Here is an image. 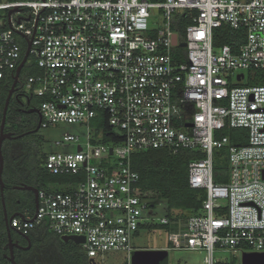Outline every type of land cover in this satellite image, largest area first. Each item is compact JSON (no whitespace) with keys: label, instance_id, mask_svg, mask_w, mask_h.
Returning <instances> with one entry per match:
<instances>
[{"label":"built area","instance_id":"2783aa9c","mask_svg":"<svg viewBox=\"0 0 264 264\" xmlns=\"http://www.w3.org/2000/svg\"><path fill=\"white\" fill-rule=\"evenodd\" d=\"M224 26L241 34L216 45ZM29 41L24 66L32 57L39 71L21 92L41 98L40 127L87 129L55 142L74 151L44 159L50 173L76 181L65 191L39 189L37 210L14 216V230L28 235L47 224L61 237L83 236L93 264H110L104 254L113 250L127 251L132 264V236L154 214L132 155L189 149L200 156L189 163L188 182L205 198L184 219L161 217L172 226L171 248L204 250L205 264L231 262L216 251L264 253V76L242 84L246 71H264V0H2L0 100ZM96 118L103 124L93 129ZM106 125L115 140L100 141ZM227 127L246 129V143L233 144L221 133ZM222 149L227 181L217 182Z\"/></svg>","mask_w":264,"mask_h":264},{"label":"trees","instance_id":"16d2710c","mask_svg":"<svg viewBox=\"0 0 264 264\" xmlns=\"http://www.w3.org/2000/svg\"><path fill=\"white\" fill-rule=\"evenodd\" d=\"M187 23L188 20H184V18L181 19L180 28L182 29ZM240 34V32L228 30L225 26L218 28L215 32L214 43L216 45L231 43L235 35L240 36ZM12 84L13 80L11 79L8 87L3 88L2 98L6 97ZM14 115L11 102L8 108L6 122H9V120L14 122ZM2 118V109H0V129ZM102 124L100 119L97 118L92 121V125L97 128ZM16 130L17 133H20L23 132L24 128L18 127ZM221 133L229 136L233 144L243 145L246 143V129L227 127ZM115 134L116 131L110 125H106L105 134L101 136L100 141H111L115 138ZM24 138L18 140L15 150L11 149V141L6 139L3 142L4 169L2 177L5 183L4 198L7 210L9 207H12L14 212L29 210L33 213L35 211L34 193L29 190H15V186L34 185L39 189H51L50 187L54 186L58 189V185L62 183L67 181L75 182L76 177L71 175L52 174L45 167L32 170V164L36 165L37 161L31 160V149L26 145ZM198 156H200L199 153L189 149L181 150L178 153H171L166 149H149L135 152L132 155V166L139 172L141 177L140 186L142 189L150 192L149 196L153 198L151 201L154 206H156L157 199L166 202V215L172 219H184L198 212L202 206V202L205 198L204 193L200 189L192 188L188 182L189 163ZM45 157L46 155L44 154L43 161ZM226 169V149L217 150L215 159V181H227ZM17 199H20V202H18ZM153 226L157 227V225ZM11 234H18V232L12 230ZM26 236L29 237L31 247L26 255L17 256L19 264H93L86 252L83 251L82 245L73 240H63L59 235L54 233L47 224L36 226ZM8 242L9 235L4 218V205L0 189V264H11V262L4 257V253L7 252ZM15 252L18 253L17 250ZM221 264L232 263L226 262Z\"/></svg>","mask_w":264,"mask_h":264},{"label":"rangeland","instance_id":"374dc122","mask_svg":"<svg viewBox=\"0 0 264 264\" xmlns=\"http://www.w3.org/2000/svg\"><path fill=\"white\" fill-rule=\"evenodd\" d=\"M9 1V0H4ZM8 9L1 11V14L5 16ZM18 40L22 45L26 44L24 37L18 36ZM38 66L33 61L32 57H29L28 63L21 71L20 78L25 82L28 75L38 73ZM246 78L242 84H247L250 77L252 80H257L260 76H264V71H246ZM11 79H9L10 81ZM260 83V82H259ZM40 106L41 98L34 96ZM102 126V125H101ZM100 126V127H101ZM93 129L95 128L92 125ZM87 129L85 123L69 124L66 122H60L48 127H40L37 132L30 134L24 138L26 145L30 148L31 160L37 161L36 165L32 164V170H38V168H44V161L42 160L44 154L47 155L52 151H74L76 147L74 145H66L64 147H57L55 142L63 137L65 132L71 131L82 134ZM36 158V159H35ZM112 162H116L115 156H107ZM39 160V161H38ZM153 199V198H151ZM18 212V211H16ZM9 215H12L14 210L12 207L8 209ZM147 214V212H145ZM167 214L166 202L157 199L156 206H154V214L151 215V220H146L142 223L139 229L132 236V245L137 249H166L168 252L167 264H205L204 259L206 252L204 250H185V249H172L168 240V232L172 229L171 225H164L160 223L162 216ZM148 216V215H147ZM157 225V227L153 226ZM215 257L217 259L228 258L232 264H243L242 256L240 254L235 255L231 252L216 251ZM97 259V264H99ZM104 260L110 264H129L128 253L123 250L108 251L104 254Z\"/></svg>","mask_w":264,"mask_h":264},{"label":"water","instance_id":"95a60500","mask_svg":"<svg viewBox=\"0 0 264 264\" xmlns=\"http://www.w3.org/2000/svg\"><path fill=\"white\" fill-rule=\"evenodd\" d=\"M1 1L2 0H0V2ZM15 10H17V8H12L9 10V13H12ZM183 45H185V43H183ZM29 48H30V41H29L28 49L25 52L24 58H23L22 62L20 63L19 67L17 68V71L14 75V83L8 91V95H7L6 102H5V108H4V112H3L1 129H0V185H1L0 189H1L2 198H3V205H4V218H5V223H6V227H7V231H8V235H9V246H10L9 260L12 262V264H18V263L15 260V254L13 251V248H14V246L17 245V243L14 242L13 238H12L11 231L14 229L10 226V221L14 216H17V215L21 216V212L18 211V212L13 213L12 215H9L8 210L6 208L5 198H4V196H5V193H4L5 183H4L3 177H2L3 169H4L3 142L6 139L11 138L13 136L11 133L5 132L7 110H8L13 92L15 91V86L18 82V78L21 74L22 68H23V66H24V64L28 58ZM39 113H40V111H39ZM40 125H41V120L39 121L34 132H37L39 130ZM29 133H32V131H30ZM23 135L24 134H21V135H18L16 137H20ZM17 188H21L23 190H30L34 193V195H35V209L37 210L38 202H39V199H38L39 188H37L34 185H21V186H17ZM20 234L25 236L22 233H20ZM62 239L65 241L73 240L74 242H76L78 244L83 243L85 241V238L83 236H76V235L63 236ZM167 263H168V252L166 249H162V248H160V249H137L136 251L133 252L132 264H167ZM242 263L243 264H264V253L246 252L243 254Z\"/></svg>","mask_w":264,"mask_h":264},{"label":"flooded vegetation","instance_id":"af4514ba","mask_svg":"<svg viewBox=\"0 0 264 264\" xmlns=\"http://www.w3.org/2000/svg\"><path fill=\"white\" fill-rule=\"evenodd\" d=\"M23 84H24V81L19 76L18 82L15 86V91L13 92V95L10 100V103L12 102V112L13 114H15L14 115L15 118H13L14 122H12L11 120H9V122H6L5 132L11 133L13 135L11 138L7 139L11 141L10 146L12 150H15L17 142L20 138L27 137L28 135L34 133L35 128L37 127L39 121L41 120L40 113H39L40 106L38 104V101H36L33 96L25 97L23 95V93L21 92V87ZM7 95H8V92H7ZM7 95L5 98H1L0 100V109H2V114L4 112ZM7 114H8V110H7ZM18 127H21V128L23 127L24 128L23 132L17 133L16 129ZM30 131H32V133H29ZM21 134H24V135L20 137H16ZM15 190L24 191L21 188H17V186H15ZM17 201L20 202V199H17ZM12 238H13V241L17 243V245L14 246L13 251L15 254V260L19 264L17 260V256L26 255L28 251L30 250L31 243L28 239L29 238L28 236L26 235L23 236L19 232L18 234H14ZM16 250L18 251V253L15 252ZM9 255H10V246L8 242L7 252L4 253V257L8 261H10Z\"/></svg>","mask_w":264,"mask_h":264},{"label":"crops","instance_id":"0c3cea01","mask_svg":"<svg viewBox=\"0 0 264 264\" xmlns=\"http://www.w3.org/2000/svg\"><path fill=\"white\" fill-rule=\"evenodd\" d=\"M74 182H70V181H67L65 183H62L60 185H58V189H56L54 186L53 187H50L51 189L50 190H60V191H65V190H68L69 189V184H73ZM61 237V236H60ZM62 238V237H61Z\"/></svg>","mask_w":264,"mask_h":264}]
</instances>
